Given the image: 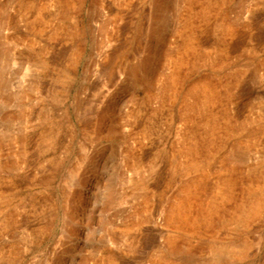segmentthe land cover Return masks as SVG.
<instances>
[{"label": "rangeland", "instance_id": "374dc122", "mask_svg": "<svg viewBox=\"0 0 264 264\" xmlns=\"http://www.w3.org/2000/svg\"><path fill=\"white\" fill-rule=\"evenodd\" d=\"M63 1L0 0V264H264V0ZM223 157L225 210L200 233L162 220L180 187L213 196Z\"/></svg>", "mask_w": 264, "mask_h": 264}, {"label": "bare ground", "instance_id": "6f19581e", "mask_svg": "<svg viewBox=\"0 0 264 264\" xmlns=\"http://www.w3.org/2000/svg\"><path fill=\"white\" fill-rule=\"evenodd\" d=\"M48 2L50 3H54L58 8H65V2L63 0H48ZM189 24V23H188ZM185 26H181L179 30H177L179 33L183 32V28ZM227 30V29H226ZM156 36H161L160 32L156 33ZM188 38V37H187ZM185 41V40H184ZM182 43V42H181ZM185 44V43H184ZM186 49L185 51H189V44H186ZM194 46V45H193ZM179 52H177L178 54ZM181 53L182 50H181ZM157 54H161V52H158V47L156 45H154L151 55L149 57V59H153L154 57L157 56ZM190 54V53H188ZM221 54L225 55L226 51L224 49L221 50ZM181 55V54H180ZM193 57V56H192ZM191 57V58H192ZM214 60V59H213ZM189 62L188 59V55H181L180 57H174L172 58V64H173V69L172 72L170 74V79L169 80H165V78L160 79L159 82L163 83V88L162 91L167 89L168 87L172 88V84L173 85H178L181 86V80L180 79V71L182 69V66L185 65L186 63ZM215 62V61H214ZM147 67L149 68L150 65H146L144 63V61L138 65L135 66L133 69H131L130 71V77L133 79H137L138 75L140 74V71L142 68ZM180 68V71L178 73V69ZM263 76H264V64H263ZM263 76H261L263 78ZM185 78V77H184ZM186 79V78H185ZM184 80V79H183ZM182 80V81H183ZM171 82L169 84V82ZM197 81V80H196ZM185 83V82H184ZM183 83V84H184ZM193 83V82H192ZM184 86V85H183ZM192 86V85H191ZM195 89L198 91L199 95H203V98L206 99V101L201 100L202 102H207L211 95L214 94L213 93V82L211 81H202L199 82L198 84L196 83V85H194ZM215 87V86H214ZM175 90V89H174ZM173 91V89H172ZM163 93V92H162ZM168 93V92H167ZM218 93V92H217ZM165 94V93H164ZM168 96V95H167ZM216 97V96H215ZM214 97V98H215ZM221 97V96H220ZM173 98V97H172ZM197 101V100H196ZM199 101V100H198ZM218 102V101H217ZM187 103V102H186ZM199 104V103H198ZM186 105V104H185ZM201 106V105H200ZM187 107V106H186ZM182 108V106H181ZM200 108V107H199ZM185 109V108H184ZM198 109V108H196ZM202 109V108H201ZM200 109V110H201ZM210 109V108H209ZM195 110V108H194ZM207 110V109H205ZM198 111V110H197ZM208 111V110H207ZM213 111V109H212ZM218 111V110H217ZM215 112V111H214ZM204 113V112H203ZM213 113V112H212ZM183 114V113H182ZM190 116L191 113L189 112ZM188 114V115H189ZM198 115V114H197ZM202 116V115H201ZM198 117V116H197ZM196 118V117H195ZM197 120V119H196ZM193 121V120H192ZM198 121V120H197ZM215 123V122H214ZM193 124V123H192ZM191 124V125H192ZM198 125V124H197ZM200 125V123H199ZM262 128H264V119H263V123L260 124ZM196 126V125H195ZM231 126V125H230ZM237 126V125H236ZM201 127V126H200ZM203 127V126H202ZM233 127V126H232ZM235 127V126H234ZM195 128V127H194ZM206 127H204L205 130ZM199 129V128H197ZM229 129V128H228ZM238 129V128H237ZM196 130V129H195ZM230 130V129H229ZM206 131V130H205ZM220 132V131H219ZM223 132V130H222ZM186 133V132H184ZM183 133V134H184ZM210 133V132H209ZM225 134V132H223ZM227 133V132H226ZM230 133V132H229ZM236 133V132H235ZM223 134V135H224ZM186 135V134H185ZM192 135V134H191ZM227 135V134H225ZM232 135V134H230ZM184 136V135H183ZM210 136V134H209ZM182 137V136H181ZM187 135L185 136L186 139ZM218 137V136H217ZM191 138V137H190ZM230 138V137H229ZM232 138V137H231ZM184 139V138H183ZM228 139V138H227ZM242 139V138H241ZM182 140V139H181ZM187 140V139H186ZM245 140V139H244ZM230 141V140H229ZM248 141V140H246ZM189 142V141H188ZM225 142V141H224ZM234 142V141H233ZM192 143V142H191ZM205 143V141L203 142ZM239 143V142H238ZM184 144V143H183ZM190 144V143H189ZM207 144V143H206ZM231 144V143H230ZM187 145V144H185ZM205 145V144H204ZM208 145V144H207ZM223 145V144H222ZM244 145V144H242ZM241 145V146H242ZM247 145V143L245 144ZM252 145V144H251ZM197 145L192 143V145H190V147H186L184 153H190L191 151H195V148L198 149L196 147ZM214 147V146H213ZM221 147V146H220ZM183 147H181L182 149ZM212 148V147H211ZM225 148V147H223ZM184 149V148H183ZM204 149V148H203ZM233 150V149H231ZM180 151V150H178ZM183 150H181L182 152ZM208 151V149L206 150V152ZM235 153L236 155L234 156V154L230 153L228 156L229 159H232L235 157L241 159V157H243V154H245V152L241 151V149L239 148V145H235ZM212 152V151H211ZM221 152V151H220ZM179 153V152H178ZM205 153V152H204ZM213 153V152H212ZM210 154V153H209ZM209 154H205L209 155ZM220 154V153H219ZM222 154V153H221ZM203 156V155H201ZM225 156V155H224ZM221 157V156H220ZM205 160V159H204ZM233 160V159H232ZM187 161V160H186ZM190 161V160H189ZM208 163V162H207ZM227 163H231L230 160L227 159V157H223L222 162L220 164V166H217V174L216 177L213 181V184H211L210 187V192H211V188H212V192H213V196L212 195H208L209 197H207V194L205 192L206 188L203 189V193L204 197H199V193L196 197V189H191L190 186L185 185L183 187H180L179 190H177L178 192L170 199L171 202H169L167 204V208L165 206V210H164V215L162 217V220L164 221H171L174 224L180 226L181 228H183V230L187 229V231L191 230V232H197L200 233L203 231L204 228H207L211 221L212 218L214 217V215L218 214L221 209L223 210L225 208V202L228 201L229 199H232V183H233V178L231 175L227 174L225 176V174L222 171H225L227 169ZM189 165V164H188ZM229 167V166H228ZM193 169V168H192ZM206 169V168H205ZM204 169V170H205ZM216 170V169H215ZM237 170V169H236ZM219 171V172H218ZM221 171V172H220ZM233 173V172H232ZM235 174V172H234ZM236 177V175H234ZM202 177L203 175H198L194 181V184H200L202 182ZM206 177V176H205ZM204 178V177H203ZM253 179V178H252ZM245 180H247L245 178ZM249 180V179H248ZM193 181V182H194ZM190 182V181H189ZM254 182V180H253ZM188 183V182H187ZM235 184V183H234ZM250 184V183H249ZM252 184V183H251ZM191 185V184H190ZM244 185H246L244 183ZM195 186V185H193ZM207 187V186H206ZM198 188V187H197ZM248 188V187H247ZM209 189V186H208ZM262 189V183L257 182L256 184L253 185L252 188L249 189L248 191V198H250L248 201L246 200V204L245 207L240 208L239 210H237L235 212V214L233 215L232 218H227L224 223L225 224H230L231 222L234 223H243L245 224L246 221L248 220V218L251 216H254L255 213L258 211V208L260 207V205H262V197L260 194V190ZM238 191V190H237ZM246 191V190H245ZM259 191V192H257ZM245 195V194H244ZM241 196V195H240ZM244 197V196H243ZM207 198V199H206ZM240 200V199H239ZM245 202V200H244ZM241 205V204H240ZM229 208V207H228ZM225 210V209H224ZM235 211V210H234ZM223 212V211H221ZM228 216V215H227ZM167 249L170 250L171 252H174L177 248H176V239L174 237H169L168 241H167ZM167 258H165L164 260H161L160 258L157 260H152V262L150 264H165L166 263Z\"/></svg>", "mask_w": 264, "mask_h": 264}]
</instances>
